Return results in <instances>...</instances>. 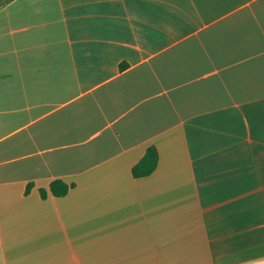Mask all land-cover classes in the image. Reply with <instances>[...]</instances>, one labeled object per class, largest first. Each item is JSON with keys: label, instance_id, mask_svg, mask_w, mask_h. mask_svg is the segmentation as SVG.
I'll list each match as a JSON object with an SVG mask.
<instances>
[{"label": "crops", "instance_id": "crops-1", "mask_svg": "<svg viewBox=\"0 0 264 264\" xmlns=\"http://www.w3.org/2000/svg\"><path fill=\"white\" fill-rule=\"evenodd\" d=\"M0 264H264V0L0 5Z\"/></svg>", "mask_w": 264, "mask_h": 264}, {"label": "trees", "instance_id": "trees-1", "mask_svg": "<svg viewBox=\"0 0 264 264\" xmlns=\"http://www.w3.org/2000/svg\"><path fill=\"white\" fill-rule=\"evenodd\" d=\"M7 0H0V5L4 4ZM158 155L155 147L150 146L146 149L142 158L137 161L132 167L133 176H144L150 174L157 165ZM70 185L64 183L61 180H54L50 184L51 192L56 196L64 195L69 189ZM41 195L44 196L45 192L41 191Z\"/></svg>", "mask_w": 264, "mask_h": 264}]
</instances>
